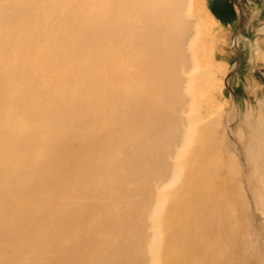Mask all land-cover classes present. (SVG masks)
Wrapping results in <instances>:
<instances>
[{"label":"bare ground","instance_id":"6f19581e","mask_svg":"<svg viewBox=\"0 0 264 264\" xmlns=\"http://www.w3.org/2000/svg\"><path fill=\"white\" fill-rule=\"evenodd\" d=\"M203 3L0 0V264H264V105Z\"/></svg>","mask_w":264,"mask_h":264},{"label":"rangeland","instance_id":"374dc122","mask_svg":"<svg viewBox=\"0 0 264 264\" xmlns=\"http://www.w3.org/2000/svg\"><path fill=\"white\" fill-rule=\"evenodd\" d=\"M203 1L197 11L209 26L204 45L206 54L214 57L219 70L228 69L224 92L230 107L232 110L239 107L241 112L245 110L256 115L259 107L264 105V0ZM206 7L217 22L207 17ZM239 7L243 8L242 13ZM243 126V121L228 126L232 136L230 143L237 151L241 145L235 143L234 131ZM241 162L243 167L244 161ZM228 188L231 189L230 185ZM248 206L252 214V237L264 243V213L257 211L251 203Z\"/></svg>","mask_w":264,"mask_h":264}]
</instances>
